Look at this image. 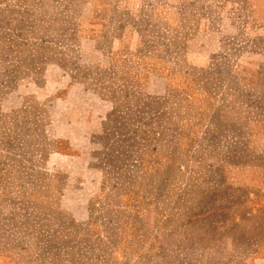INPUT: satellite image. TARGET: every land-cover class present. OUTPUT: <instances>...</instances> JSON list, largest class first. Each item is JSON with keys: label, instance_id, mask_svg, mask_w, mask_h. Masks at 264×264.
<instances>
[{"label": "rangeland", "instance_id": "1", "mask_svg": "<svg viewBox=\"0 0 264 264\" xmlns=\"http://www.w3.org/2000/svg\"><path fill=\"white\" fill-rule=\"evenodd\" d=\"M0 264H264V0H0Z\"/></svg>", "mask_w": 264, "mask_h": 264}]
</instances>
